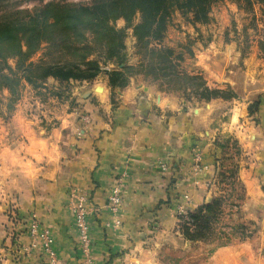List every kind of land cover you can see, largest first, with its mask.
Wrapping results in <instances>:
<instances>
[{"label": "crops", "instance_id": "obj_1", "mask_svg": "<svg viewBox=\"0 0 264 264\" xmlns=\"http://www.w3.org/2000/svg\"><path fill=\"white\" fill-rule=\"evenodd\" d=\"M225 3L236 18L242 13ZM258 7L247 14L257 24L245 49L220 43L214 31L184 63L186 73L202 76L209 89L232 92L231 99L192 103L143 76L112 90L105 73L91 82L28 86L13 111L0 115V264H49L40 247L30 248V216L52 234L59 264H84L75 191L87 193L96 210L93 264H264V8ZM197 161L201 173L194 171ZM117 180L120 225L107 209ZM217 198L223 204L216 237L186 240L179 206L194 211ZM226 237L229 244L217 245Z\"/></svg>", "mask_w": 264, "mask_h": 264}, {"label": "trees", "instance_id": "obj_2", "mask_svg": "<svg viewBox=\"0 0 264 264\" xmlns=\"http://www.w3.org/2000/svg\"><path fill=\"white\" fill-rule=\"evenodd\" d=\"M218 1L222 0H50L24 20L2 14L0 92H9L7 111H13L19 101L22 82L37 90L49 79L91 82L102 73L107 75L112 90L125 89L131 78L143 76L165 84L166 93L184 94L188 101L192 97L203 102L233 98L232 92L209 89L202 76L181 70L182 53L176 55L174 49L161 46L174 10L191 25H205L210 23L212 5ZM231 1L244 2L249 10L254 4L264 8V0ZM137 17L139 22L134 23ZM119 20L125 21V28L117 27ZM129 29L133 30L139 52L144 48L151 62L128 64L125 40ZM151 41L158 43L156 48H150ZM44 45L46 51L40 62H30ZM260 50L264 54V39ZM8 57L16 59L15 69L8 66ZM111 65L113 68L107 69ZM257 107L255 103L254 110ZM218 146L225 149L227 143ZM222 204L223 200L217 198L179 217L180 233L191 242L207 241L222 213ZM241 229L244 235L246 227Z\"/></svg>", "mask_w": 264, "mask_h": 264}, {"label": "rangeland", "instance_id": "obj_3", "mask_svg": "<svg viewBox=\"0 0 264 264\" xmlns=\"http://www.w3.org/2000/svg\"><path fill=\"white\" fill-rule=\"evenodd\" d=\"M50 0H2L0 4V16L3 14L6 17H9L13 20H24L36 8H39L45 5ZM78 2L89 3L92 0H75ZM226 0L218 1L212 5L210 16V23L201 25H191L186 18L182 16V14L178 10H174L171 16V21L168 26V30L165 36V40L161 44L162 47L172 48L176 55L178 53H182L183 61L180 63L181 70L184 71V63H187L194 59L196 52L199 50L202 51L203 48H206L208 43L212 41V37L214 35V31H220V43L222 41L228 42L230 40L238 43V47L240 49H245L249 42L251 41V37L254 33V26L257 24L256 20L252 18V16L247 17V14L255 13L257 10L258 4H254L252 9L246 8L247 5L244 2L235 3L231 0H227L229 2L235 3L238 6V9L243 13L238 14L237 18L235 17V11L231 9V7L225 3ZM262 11V9H261ZM5 13V14H4ZM211 15H214L213 17ZM191 17V15H189ZM139 18L135 19L134 23H138ZM226 22V23H225ZM118 28H125L126 23L123 20H119L116 23ZM251 32H250V31ZM127 38L125 40L126 43V55L129 65H138L140 62L149 63L152 61L151 56L147 54L146 50L143 48L139 52L137 47L136 39L133 36V30L129 29L126 31ZM150 48H156L158 43L151 41ZM46 51L45 45L41 47L40 51L32 55L30 58V62L38 63L42 59L44 53ZM7 64L9 67L15 69L16 59L13 57L7 58ZM113 68L111 65L109 68ZM151 78V77H150ZM151 84L156 87L158 91H165L167 86L162 82H152V79H149ZM29 85L24 82L21 83L19 88L20 91V99L19 101L27 95V87ZM175 96L181 97L182 99L187 101V98L182 93L173 94ZM9 97V92L4 90L0 92V115H3L4 112L7 111V98ZM191 100V99H190ZM18 101V102H19ZM199 101L197 98L192 97V100L189 102H197ZM2 113V114H1ZM6 118V116H3ZM220 218V217H219ZM219 221V219H218ZM218 221L215 223L212 233L208 238V242L216 237L218 234L216 230L218 229ZM216 229V230H215ZM220 230V229H219ZM250 230V229H248ZM238 232L243 234V230L241 228L238 229ZM224 233V231H221ZM206 242V241H201ZM229 237H226L225 241L217 242V245H226L229 244Z\"/></svg>", "mask_w": 264, "mask_h": 264}, {"label": "built area", "instance_id": "obj_4", "mask_svg": "<svg viewBox=\"0 0 264 264\" xmlns=\"http://www.w3.org/2000/svg\"><path fill=\"white\" fill-rule=\"evenodd\" d=\"M89 119L90 117H85L84 121L88 123ZM163 170L166 171L167 168L163 166ZM202 170L200 162L197 161L194 171L196 173H201ZM185 201L186 203H190L191 199L186 197ZM122 205L123 183L117 180L111 188L107 204V209L114 216L116 225H120V220L117 216L121 212ZM185 205L186 204L179 206L177 211L178 219L179 217H186L188 210ZM95 211L96 210L90 205V199L87 193L83 191H75L73 193L72 214L74 226L81 243L84 264H93V240L91 235L90 217H92ZM185 220L188 221V218ZM26 231L31 239L30 248L40 247L41 251L48 257L49 264H59L58 257L54 249V238L52 234L45 229L43 225L40 224L36 218H34V216L29 217V221L26 224Z\"/></svg>", "mask_w": 264, "mask_h": 264}]
</instances>
